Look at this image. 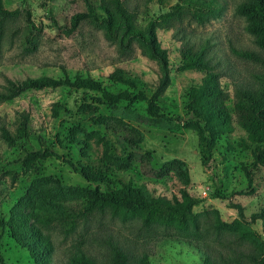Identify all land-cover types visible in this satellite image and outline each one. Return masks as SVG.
Returning a JSON list of instances; mask_svg holds the SVG:
<instances>
[{"label": "rangeland", "instance_id": "374dc122", "mask_svg": "<svg viewBox=\"0 0 264 264\" xmlns=\"http://www.w3.org/2000/svg\"><path fill=\"white\" fill-rule=\"evenodd\" d=\"M89 1L94 6L113 5V0ZM121 1L139 26L163 19L162 15L172 11L177 2ZM215 1L216 7H223L222 12L203 23L195 18L192 7L184 6L169 16L167 21L172 26L157 27L158 40L169 56L170 84L159 101L166 118L150 117L145 101L108 106L97 99L95 91L69 86L30 89L0 101V118L12 134L16 133L20 114H29L27 138L9 145L0 131V264H35L28 250L11 235L9 223L14 219L27 220L28 225L37 226L49 237L52 251L47 264H68L70 254L77 248L98 264H105L115 247L133 254L146 253L151 264H205L206 258L217 264H255L252 255L257 245L236 228H217L213 211H218L221 221L231 223L241 219L233 206L239 204L244 213L242 222L264 239L262 219L251 222L252 214L264 211V167L257 169L249 186L244 166L251 156L239 144L246 134L233 109L234 84L253 82L254 74L264 72L263 65L238 56L233 49L263 53L245 30L244 17L235 12L241 0ZM2 2L4 8L17 13L0 22V91L4 89V77L23 80L89 76L108 84L109 73L117 67L138 78L150 92L154 90L159 65L143 54L137 43L133 42L129 50H121L90 19L70 30L71 17L86 10L84 0ZM183 35L196 46L204 45L211 63L222 73L221 85L233 118V132L220 139L206 166L200 162L196 132L185 127L189 117L185 110L187 92L200 83L204 71L178 69ZM105 142L109 143L107 148ZM40 147H49L76 164L104 171L108 181L99 183L102 190L130 181L152 195L168 198L179 196L183 185L172 170L160 169L169 167L174 160L183 161L190 177L185 187L198 200L193 207L199 217L197 231L185 234L171 226L144 225L137 216L123 218L108 209L84 212L83 200L62 199L65 212H53L49 222L37 220L33 211L46 199L36 195L24 199L35 179L49 177L37 184L38 191L57 183L93 185L69 164L53 157L44 160L37 172L24 173L21 157ZM126 161L129 166L123 167ZM11 173L17 174L13 184ZM214 191L221 196L215 197Z\"/></svg>", "mask_w": 264, "mask_h": 264}, {"label": "trees", "instance_id": "16d2710c", "mask_svg": "<svg viewBox=\"0 0 264 264\" xmlns=\"http://www.w3.org/2000/svg\"><path fill=\"white\" fill-rule=\"evenodd\" d=\"M86 10L76 13L71 17V28L75 29L81 21L90 19L95 25L102 28L106 37L114 39L119 48L123 51L129 50L133 42L137 43L143 54L155 60L160 69V76L153 91L141 86L140 81L131 75L127 70L117 67L108 75L109 82L104 84L97 79L81 76L70 78L69 76L54 78L50 76L27 77L23 80H13L4 77L3 91H0V101L10 100L19 94L30 89H42L45 87L69 86L76 89H87L95 91L101 103L108 106H119L131 104L138 101L146 102V111L152 118H166L159 106L160 97L164 94L170 84L169 56L165 48L160 44L157 37V27L169 25L168 18L171 14L176 15L184 6L193 8L195 18L203 23L208 17L218 16L222 6H217L215 0H177L171 7L176 13L167 12L162 15L163 19L150 20L143 26L137 25L133 20V13L128 11L121 0H113L112 8L106 6H94L89 0H84ZM98 9L102 10L101 12ZM204 10V11H203ZM235 12L244 17L245 30L253 36L254 43L263 54L253 51L233 49L234 53L247 59H251L264 66V0H241L235 6ZM17 10L4 8L0 0V22L14 16ZM178 29H176V32ZM179 33V31H178ZM180 64L179 70H200L204 75L198 85L190 87L187 92L185 104L186 113L189 115L185 127L196 132L200 162L206 166L213 157L220 139L234 130L232 113L227 105V93L221 85L222 73L216 70L207 54L204 45H197L184 35L180 38ZM253 82L235 83L233 109L235 118L240 127L244 130L245 136L239 139V144L250 152L251 159L244 166L245 173L252 185L255 172L259 167H264V72L254 74ZM16 133L12 134L0 118L1 136L9 145H15L18 139L27 138L28 113H21ZM97 120H101L98 117ZM74 142L79 139L71 137ZM106 148L108 142L104 143ZM61 159L69 164L72 169L82 175L91 186L63 185L57 183L52 188L44 191L37 190L40 181L48 180L49 177L35 179L29 192L24 199H32L36 195L43 200L38 208L34 210L37 220L49 222L53 212H65L63 200H83L84 212H91L95 209H108L112 215L123 218L139 217L144 225L160 224L171 226L182 233L189 230L196 232L199 225L198 214L194 213L193 207L198 200L193 197L187 188L190 181L189 170L186 164L180 160H174L167 168H161V172L172 170L183 187L179 196L173 195L168 198L163 195H152L143 186H136L130 181L122 182L118 188L102 190L99 183H106L108 177L101 169H94L89 165L76 164L70 159L54 151L49 147L26 151L21 157V168L24 173H35L39 170L42 162L47 158ZM128 159V158H127ZM126 159V160H127ZM128 161L123 167H128ZM17 179L16 173H11V183ZM215 197L221 194L214 191ZM241 219H244L243 209L239 204L233 205ZM215 213L216 227L239 230L257 247L252 259L255 264H264V239L254 232L249 224H244L241 219L236 218L231 223L221 221L217 210ZM261 218L264 224V211L252 214L251 222ZM12 237L23 247L33 258L35 264H47L52 251V243L49 237L35 225H28L27 220L10 221ZM205 264H217L206 258ZM68 264H98L96 260L88 256L83 250H77L70 254ZM105 264H151L146 253L133 254L123 251L120 247L113 249L110 259ZM229 264V263H226Z\"/></svg>", "mask_w": 264, "mask_h": 264}]
</instances>
